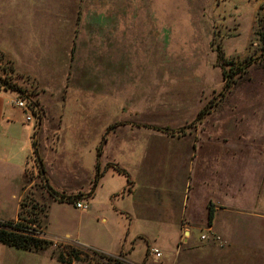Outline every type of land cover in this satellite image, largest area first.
I'll return each mask as SVG.
<instances>
[{
  "label": "rangeland",
  "instance_id": "1",
  "mask_svg": "<svg viewBox=\"0 0 264 264\" xmlns=\"http://www.w3.org/2000/svg\"><path fill=\"white\" fill-rule=\"evenodd\" d=\"M0 29L9 38L22 34L10 46L19 61L0 54V80L28 98L33 143L39 149L45 136L50 145L60 139L63 162L76 170L94 157L102 171L121 166L139 178L140 205L165 198L140 188L147 177L139 172L168 147L164 133L213 132L222 118L232 122L224 129L264 135V0H0ZM28 61L40 74L28 71ZM222 67L246 70L224 91ZM43 117L53 118V131L39 129ZM116 172L96 192L94 211L80 215L44 190L35 154L16 222L51 244L37 252L0 244L1 264L145 261L148 248L164 241L162 230L159 240L158 226L119 211L131 196L123 191L127 176Z\"/></svg>",
  "mask_w": 264,
  "mask_h": 264
},
{
  "label": "crops",
  "instance_id": "2",
  "mask_svg": "<svg viewBox=\"0 0 264 264\" xmlns=\"http://www.w3.org/2000/svg\"><path fill=\"white\" fill-rule=\"evenodd\" d=\"M11 37H6L0 29V54L19 61L21 55L15 56L17 50L10 46L13 38L16 44L20 43L22 34ZM28 65L31 71L33 64ZM16 99L28 100L14 90L0 87V221L4 222L16 221L19 217L29 165L35 155L36 124L26 121L25 112L14 105ZM53 121L43 117L39 129L44 133L53 131ZM225 123L222 118L217 119L213 132L163 134L168 147L158 149L153 167L139 170L147 177L140 188L150 186L153 192L163 193L165 197L157 198L152 205L139 204L140 190L135 181L139 178L135 179L121 166L115 170L112 169L115 165L107 163L102 171L94 157L87 170H76L63 162L60 139L57 146L50 145L51 139L47 136L39 142L38 151L49 184L53 189L60 185L57 189L70 193L68 196H78L71 203L80 215L94 211L96 192L109 183L108 179L116 171L127 176L123 191L128 190L131 198L129 206L119 211L129 217L138 213L151 226H158L159 240L162 235L164 238L159 247L153 248L161 256H151L152 248H148L145 261L139 264H264V135L235 133L231 127V130L224 129ZM173 144L175 147L169 148ZM98 172L101 174L98 185L90 196ZM57 176L62 178V184L56 182ZM85 200L89 207L76 208V202ZM120 259L126 264H135Z\"/></svg>",
  "mask_w": 264,
  "mask_h": 264
},
{
  "label": "trees",
  "instance_id": "3",
  "mask_svg": "<svg viewBox=\"0 0 264 264\" xmlns=\"http://www.w3.org/2000/svg\"><path fill=\"white\" fill-rule=\"evenodd\" d=\"M222 70H223L222 75L226 81L225 87L223 88L225 91L226 89H228L231 86L230 83H233V78L235 77V74L236 73L242 74L245 72L246 69H243L244 71H242V72H241V68H237L236 71H233L231 69H229V71H228L225 69V67H222ZM0 87H4L6 89L16 91V88H14L11 85H8L7 83H5L1 80H0ZM28 105L30 106L31 110L33 111V113L35 115L38 116L40 114V110L38 108L37 102H34L31 100L28 103ZM204 114H205L204 110L201 111L198 114L197 119L198 120L201 119ZM39 118H41V116H39ZM34 145H35V152L34 153L36 154L37 160H38L39 165H40L39 175L42 179L43 187L47 190V192L50 194V196L53 197L58 202L76 201L78 199V196H68L64 193L57 192L56 190H54L51 187V185L48 182L45 170H44V165H43L42 159L39 156L38 145H37L36 141H34ZM97 168H98V166H97ZM100 175H101L100 172H98L97 178H95V181L93 183V188H92L90 196H92L94 194V191L98 185V178ZM19 218H20V215H19L18 219ZM212 218H213V212L211 210L210 216H209L210 222L212 221ZM32 222L35 223L36 221L33 220ZM0 243L7 246V247H12V248H16V249L28 251V252H32V251L37 252V251L44 250L51 244V242H48V241L44 240L43 238H40L39 236L35 235L33 233V230L29 226L20 224L16 221H8V222L0 221ZM85 252H87V251H85ZM81 253H83V252H81ZM92 253L101 257V258H106V259L114 261V262L120 261L117 257L106 256V255L100 254L98 252H92ZM73 259L78 260L79 254L76 256H73ZM119 264H123V263L120 261Z\"/></svg>",
  "mask_w": 264,
  "mask_h": 264
},
{
  "label": "built area",
  "instance_id": "4",
  "mask_svg": "<svg viewBox=\"0 0 264 264\" xmlns=\"http://www.w3.org/2000/svg\"><path fill=\"white\" fill-rule=\"evenodd\" d=\"M14 105L17 108H19L21 110H24L25 112H28V115L26 117V121L28 123H32L33 122V116H31V114L29 113V109H28V106H27L25 100L17 99L14 102ZM75 205H76V208H78V209H86L87 208L86 204H84L82 201L76 202ZM205 238H206L205 236H202V239H205ZM218 240H219V238H218ZM150 254H151V256H155L156 258H159L161 256V253L157 249H151L150 250Z\"/></svg>",
  "mask_w": 264,
  "mask_h": 264
},
{
  "label": "water",
  "instance_id": "5",
  "mask_svg": "<svg viewBox=\"0 0 264 264\" xmlns=\"http://www.w3.org/2000/svg\"><path fill=\"white\" fill-rule=\"evenodd\" d=\"M38 122H39V124H40V119H39V121H38Z\"/></svg>",
  "mask_w": 264,
  "mask_h": 264
}]
</instances>
